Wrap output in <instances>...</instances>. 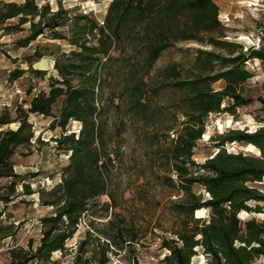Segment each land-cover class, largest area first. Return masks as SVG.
<instances>
[{"label": "trees", "instance_id": "1", "mask_svg": "<svg viewBox=\"0 0 264 264\" xmlns=\"http://www.w3.org/2000/svg\"><path fill=\"white\" fill-rule=\"evenodd\" d=\"M219 11L215 0H110L98 20L61 0L55 8L49 1L0 0V37L14 35V47L39 37L65 42L50 52L51 73L34 66L46 53L35 45L18 56L26 67L17 65L7 74L10 83L23 77L29 84L24 98L0 107V179L7 180L0 200L37 193L39 203L51 207L40 218L36 247L19 255L12 248L9 264L54 262L52 253L66 249L86 212L94 216L101 195H107L102 206L113 215L103 227L90 222L72 264H106L109 252L137 239L114 211L119 205L114 187L125 136L139 129L152 134L151 170L158 184L181 194L172 202L182 216L180 227L161 242L169 250L164 264H199L192 260L198 248L209 264H254L264 256V219L239 216L264 213V190L256 185L264 181V124L216 132L210 135L216 150L203 161L194 158L208 116L233 114L251 100L242 91L253 76L246 61H264V31L258 46L244 49L227 37ZM167 50L179 57L156 67ZM36 79H46V85L33 92ZM220 80L222 87H213ZM164 98L167 102L157 101ZM34 116L48 119L47 129L59 130L54 146L68 154L52 186L33 188L26 181L30 175L15 169V155L31 154L45 143ZM75 121L77 130L71 128ZM226 143H252L258 153L230 151ZM202 208L209 210L207 217L196 216Z\"/></svg>", "mask_w": 264, "mask_h": 264}, {"label": "rangeland", "instance_id": "2", "mask_svg": "<svg viewBox=\"0 0 264 264\" xmlns=\"http://www.w3.org/2000/svg\"><path fill=\"white\" fill-rule=\"evenodd\" d=\"M49 3L55 8L58 0H39V2ZM110 0H61L66 6H78L80 11L89 12L102 20ZM219 5V18L226 27L227 37L237 40L244 45V49L250 45L258 46L262 31H264V0H215ZM14 35H4L0 37V107L3 104H10L15 99L20 101L26 95L23 88L29 84L26 78H19L12 83L8 82L7 74L9 70L17 65L26 67L25 63L19 61L18 56L32 51L35 45L44 47L45 55L34 63L35 67L46 69L48 73L53 71V59L50 54L56 49L57 44L65 45L63 40H50L39 37L31 42L27 47H14L12 39ZM184 46H195V43H184ZM173 50L163 52L156 62V67L161 66L173 58H178ZM17 59V61H14ZM246 66L253 72V76L243 84V93L251 100L242 107H238L231 112H221L210 114L205 124V134H202L194 149V158L203 161L216 150L210 135L220 132L227 127H240L253 130L264 124V102L258 98H264V61L259 59H249ZM36 88L44 87L46 79H36ZM224 82L222 80L214 82L213 87L219 89ZM158 102H167L166 98L157 99ZM35 121L36 133L41 132L45 143L40 149L34 148L28 155H15V169L21 173L30 175L26 178L33 188L38 184L41 186H52L60 180V169L66 161L68 154L59 152L55 148L52 136L58 134V129H47L48 119L33 117ZM262 120V121H259ZM11 126H14L12 124ZM78 122H73L71 128L77 130ZM150 129H139L138 132H130L125 136L124 147L118 159V170L115 176V194L119 205L114 209L120 217L124 219L132 232L137 235V239L118 252H109V260L106 264H164L163 258L169 254V250L161 246L156 240V235L163 231H170L175 235L180 227L182 216L172 209V202L178 199L181 194L172 188L158 184L151 170V158L153 156L154 145L151 146ZM149 138V139H148ZM161 140L163 137L161 136ZM225 147L230 151L243 149L238 144L226 143ZM254 153H258L254 149ZM6 179H0L1 186L6 183ZM264 190V181L256 183ZM18 190L21 185L18 184ZM194 190L202 192L200 186H195ZM98 205L96 213L91 215L86 212L77 227L73 237L67 240L66 249L52 253L54 262H44L30 260L27 264H72L74 253L79 242L84 238L86 230L93 221L96 227H103L109 214L104 210L102 204L109 201L107 195H101L97 199ZM51 207L39 203L38 194L20 195L12 201L5 203L0 200V245L4 246L3 259L9 264L11 261V250L14 254H21L23 250L30 247L35 248L41 236L42 226L40 218L47 214ZM209 210L200 209L196 211V216L207 217ZM250 215L258 220L264 219V213L240 212L241 218ZM119 218V217H118ZM193 261L199 264H209L207 256L202 254L198 248L197 254L192 257ZM254 264H264V256L258 258Z\"/></svg>", "mask_w": 264, "mask_h": 264}, {"label": "built area", "instance_id": "3", "mask_svg": "<svg viewBox=\"0 0 264 264\" xmlns=\"http://www.w3.org/2000/svg\"><path fill=\"white\" fill-rule=\"evenodd\" d=\"M173 237H175V235H173L170 231H163L157 234L155 238L158 242L161 243L164 238H173ZM4 249H5L4 246L0 245V264H7L5 263V260L3 259L2 256Z\"/></svg>", "mask_w": 264, "mask_h": 264}, {"label": "bare ground", "instance_id": "4", "mask_svg": "<svg viewBox=\"0 0 264 264\" xmlns=\"http://www.w3.org/2000/svg\"><path fill=\"white\" fill-rule=\"evenodd\" d=\"M254 149H257L256 146L252 143L246 145V146H243V150L245 151H249V152H255ZM258 150V149H257Z\"/></svg>", "mask_w": 264, "mask_h": 264}]
</instances>
